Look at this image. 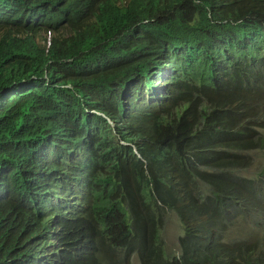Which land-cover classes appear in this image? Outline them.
I'll list each match as a JSON object with an SVG mask.
<instances>
[{
    "label": "trees",
    "instance_id": "trees-1",
    "mask_svg": "<svg viewBox=\"0 0 264 264\" xmlns=\"http://www.w3.org/2000/svg\"><path fill=\"white\" fill-rule=\"evenodd\" d=\"M68 26L72 43L55 47L50 64L32 42L0 69V190L25 193V171L46 149L44 132L64 130L60 116L73 110H104L105 98L123 121L122 135L140 138L145 159L114 152L90 184L88 213L113 259L134 245L152 264L202 261L199 253L177 260L162 246L167 210L186 223L183 252L206 243L210 254L217 248L204 218L213 211L227 221L264 217L251 198L256 180L240 173L256 151L264 157V0H132L131 10L83 0ZM173 63L164 92L138 100L139 86L155 90L154 77ZM263 173L264 166L260 179ZM5 218L0 211V250L14 251L6 249ZM248 246L242 255L253 264ZM218 256L234 264L228 249Z\"/></svg>",
    "mask_w": 264,
    "mask_h": 264
},
{
    "label": "clouds",
    "instance_id": "clouds-1",
    "mask_svg": "<svg viewBox=\"0 0 264 264\" xmlns=\"http://www.w3.org/2000/svg\"><path fill=\"white\" fill-rule=\"evenodd\" d=\"M131 1L113 0L114 5L125 10H131ZM98 6L90 5V13ZM82 7L83 0H0V69L5 70L9 58L17 57L25 48L32 50V42L39 46V52L46 54L43 61L50 64L55 47H69L72 43L73 31L68 26V19ZM175 9L178 8L166 6L164 12L171 13ZM173 67L174 63L164 67L162 74H156L155 90H143L139 86L138 100L157 99L172 82ZM13 78L22 77L13 75ZM35 78L37 75L29 76L31 80ZM43 78L48 79V76ZM66 86L72 87L70 84ZM4 91L0 89V95ZM153 94L157 96L152 97ZM103 109L86 106L60 116L64 130L44 132L46 137L40 139V143L46 144L45 152L25 171L28 177L26 192L0 190V211L6 216V249L10 245L15 247L14 251L0 250V264H114V261L118 264H152L134 245L127 250L124 246L113 259L110 245L100 238L88 213L90 184L95 176L106 171L104 166L112 164L108 158L112 156L110 154L133 150L139 159L145 160L138 149L140 138L129 140L122 135L123 121L105 98ZM129 109L126 106L124 116ZM255 153L258 155L254 162L247 168L242 167L240 173L256 180L251 198L264 212V173L260 179L264 157L260 151ZM258 160L259 168L252 169ZM172 174L181 187L187 189L186 181L179 174ZM167 212L171 213V219L163 227L160 240L168 254L175 252L177 260L186 254L194 259L199 253L203 259L198 264H224L218 253L226 248L234 254V264H245L242 251L248 250L249 244L254 248L253 264H264L263 216H237L227 221L213 211L210 217L204 218L217 248L210 254L206 243L183 252L180 240L185 236L186 223L179 211ZM174 222L179 224L180 233L169 241L168 230L175 226Z\"/></svg>",
    "mask_w": 264,
    "mask_h": 264
},
{
    "label": "rangeland",
    "instance_id": "rangeland-1",
    "mask_svg": "<svg viewBox=\"0 0 264 264\" xmlns=\"http://www.w3.org/2000/svg\"><path fill=\"white\" fill-rule=\"evenodd\" d=\"M259 166H260V160H258L253 165L252 169H257V167L259 168ZM215 215H217V214H215ZM174 225L175 226H172L168 230V236H169L168 239H169V241H173L175 239V237H177L179 235V233H180V226H179V224L177 222H174ZM181 235H183V233Z\"/></svg>",
    "mask_w": 264,
    "mask_h": 264
}]
</instances>
